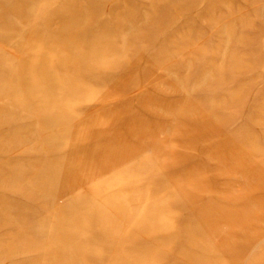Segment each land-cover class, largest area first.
<instances>
[{"label": "rangeland", "instance_id": "obj_1", "mask_svg": "<svg viewBox=\"0 0 264 264\" xmlns=\"http://www.w3.org/2000/svg\"><path fill=\"white\" fill-rule=\"evenodd\" d=\"M0 264H264V0H0Z\"/></svg>", "mask_w": 264, "mask_h": 264}]
</instances>
